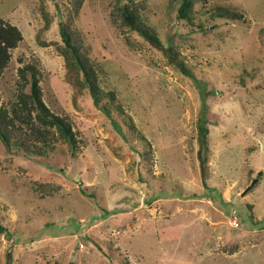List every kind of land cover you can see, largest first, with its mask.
<instances>
[{
  "label": "rangeland",
  "instance_id": "374dc122",
  "mask_svg": "<svg viewBox=\"0 0 264 264\" xmlns=\"http://www.w3.org/2000/svg\"><path fill=\"white\" fill-rule=\"evenodd\" d=\"M115 1L84 0L72 20L114 92L100 99L109 116L60 51L68 0H0L23 35L0 101L16 98L17 68L35 62L42 99L77 137L42 155L0 137V264H264V0H194L205 29L177 17L181 0H135L161 46L115 23ZM216 5L244 19L211 17Z\"/></svg>",
  "mask_w": 264,
  "mask_h": 264
},
{
  "label": "trees",
  "instance_id": "16d2710c",
  "mask_svg": "<svg viewBox=\"0 0 264 264\" xmlns=\"http://www.w3.org/2000/svg\"><path fill=\"white\" fill-rule=\"evenodd\" d=\"M63 2V0H56ZM84 0H68L69 8L65 19L58 21L59 32L62 39L60 51L64 55L66 64L70 73L74 77L75 83L85 86L95 105L101 108L106 114L110 115L109 108L105 104H100L102 96H108L110 100L114 99V92L104 91L99 82L97 67L85 52L80 31L73 25V18L79 12ZM195 4L194 0H181L177 9V17L183 19L192 27L205 29V24L195 22ZM111 17L115 23L121 27H127L130 30L137 31L141 36L155 43L163 45L157 31L152 25L147 24L141 17L139 3L135 0H116ZM211 17H220L229 20L244 19L243 12L229 8L224 5H216L211 11ZM23 35L20 28L8 20L0 17V76L8 66L11 59V49L15 48L22 40ZM166 51L175 58L179 57L177 46L168 44ZM181 70L190 77H195L193 70L184 62L177 59ZM19 86L16 92V98L5 103L0 101V137L7 144L24 150V152L33 155L46 154L48 150L55 147L58 141H65L73 148L76 147V132L68 117L53 112L42 99V89L39 84L40 71L35 62H27L17 68ZM29 84V90L25 87ZM113 119V118H112ZM114 123H117L113 120ZM207 120L202 118L199 121V155L202 178L205 177L207 149L206 134ZM117 128L120 127L117 124ZM260 176V172H258ZM53 187H47L45 191L51 192ZM91 194V193H90ZM249 207V204H247ZM68 264H77L72 261ZM122 264H130L123 261Z\"/></svg>",
  "mask_w": 264,
  "mask_h": 264
},
{
  "label": "water",
  "instance_id": "95a60500",
  "mask_svg": "<svg viewBox=\"0 0 264 264\" xmlns=\"http://www.w3.org/2000/svg\"><path fill=\"white\" fill-rule=\"evenodd\" d=\"M255 180H257V179H254V180L252 181V183H253ZM252 183H251V184H252Z\"/></svg>",
  "mask_w": 264,
  "mask_h": 264
},
{
  "label": "built area",
  "instance_id": "2783aa9c",
  "mask_svg": "<svg viewBox=\"0 0 264 264\" xmlns=\"http://www.w3.org/2000/svg\"><path fill=\"white\" fill-rule=\"evenodd\" d=\"M82 245V244H81Z\"/></svg>",
  "mask_w": 264,
  "mask_h": 264
}]
</instances>
